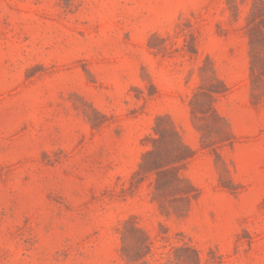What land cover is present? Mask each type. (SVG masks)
I'll return each instance as SVG.
<instances>
[{"label":"rangeland","instance_id":"374dc122","mask_svg":"<svg viewBox=\"0 0 264 264\" xmlns=\"http://www.w3.org/2000/svg\"><path fill=\"white\" fill-rule=\"evenodd\" d=\"M0 264H264V0H0Z\"/></svg>","mask_w":264,"mask_h":264},{"label":"trees","instance_id":"16d2710c","mask_svg":"<svg viewBox=\"0 0 264 264\" xmlns=\"http://www.w3.org/2000/svg\"><path fill=\"white\" fill-rule=\"evenodd\" d=\"M147 154H150V152H147L146 155H147ZM143 166H144L143 164L140 165L141 168H142ZM149 169H150V168H149Z\"/></svg>","mask_w":264,"mask_h":264}]
</instances>
